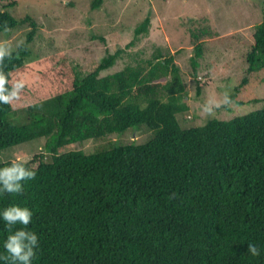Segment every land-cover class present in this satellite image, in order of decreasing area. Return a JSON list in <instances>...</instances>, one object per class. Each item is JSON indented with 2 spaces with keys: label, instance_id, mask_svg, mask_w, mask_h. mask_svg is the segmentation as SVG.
Returning <instances> with one entry per match:
<instances>
[{
  "label": "trees",
  "instance_id": "16d2710c",
  "mask_svg": "<svg viewBox=\"0 0 264 264\" xmlns=\"http://www.w3.org/2000/svg\"><path fill=\"white\" fill-rule=\"evenodd\" d=\"M104 1L92 0V9ZM13 6L0 9V36L32 28L0 65L10 80L25 67L38 31L36 20L16 17ZM148 24L149 16L137 24L136 39ZM119 25L112 30L128 29ZM134 42L107 50L85 75L64 58L62 72L74 73L73 84L52 103L19 110L0 103V167L14 158L3 157L11 148L45 141L44 151L25 161L35 179L20 194L0 191V213L14 204L33 212L28 230L38 235V247L32 264H264V99L247 92L240 102H262L260 108L185 128L178 114L188 111V83L175 55L159 47L149 59L132 58L102 75ZM201 44L197 57H204ZM247 61L232 100L264 70V20ZM131 127L144 138L129 140ZM88 140L101 144L61 152ZM9 234L0 217V264H8ZM248 244L260 255L248 253Z\"/></svg>",
  "mask_w": 264,
  "mask_h": 264
},
{
  "label": "rangeland",
  "instance_id": "374dc122",
  "mask_svg": "<svg viewBox=\"0 0 264 264\" xmlns=\"http://www.w3.org/2000/svg\"><path fill=\"white\" fill-rule=\"evenodd\" d=\"M154 1L162 3V0ZM91 2L0 0V9L6 10L13 3V15H31L38 24L36 36L29 43L31 53L26 65L14 75L15 80L25 83L20 99L13 103L15 109L39 101L48 102L72 86L74 73L62 72L66 63L64 58L75 67V72L85 75L88 69H94L95 61H101L107 55V50L114 52L118 43L126 47L132 40L135 41L133 46L126 48L122 58L111 68L103 70L102 75L121 70L132 58L133 62L149 59L159 47H162L164 55H169L172 45H182L183 49L175 57L188 83L185 97L188 111L178 114L183 127L201 126L214 118L229 119L262 106V102L259 105L254 102L244 105L240 101L247 99V92L264 99V70L258 74L257 84L250 85L238 94L237 101L233 100V111L221 107L211 117L202 112L208 98L220 99L225 90L234 93L235 87L240 84L248 67L247 55L254 44L257 25L264 20V0H168L166 4L162 3L163 11L155 8L151 11L152 0H105L97 9H92ZM147 16L150 18L148 27L153 32L149 39L137 42L133 29L112 30L120 27L121 22L133 23L131 25L135 28ZM31 28L26 26L14 33L2 34L0 44L8 49L16 48L25 41ZM193 31L199 34V38L193 35ZM92 34L103 35L105 41L93 38ZM201 42L204 57H197L194 49ZM194 61L198 66L196 75L193 72ZM197 85L202 87L201 95L197 94ZM136 133L137 128L131 127L126 137L138 142L145 136ZM115 140L118 141L119 137ZM37 143L11 148L3 157L30 161L36 153L44 151L45 141L39 139ZM97 144L101 141L88 140L81 145L74 143L61 152L96 148Z\"/></svg>",
  "mask_w": 264,
  "mask_h": 264
},
{
  "label": "clouds",
  "instance_id": "9594fccd",
  "mask_svg": "<svg viewBox=\"0 0 264 264\" xmlns=\"http://www.w3.org/2000/svg\"><path fill=\"white\" fill-rule=\"evenodd\" d=\"M5 57H11V51L6 45L0 44V65L4 63ZM10 75L0 68V103L2 104L12 105L14 101L19 100L25 87L24 81L10 80ZM232 104L230 92L225 90L221 93L220 99L208 98L202 106V112L211 117L215 115L217 109L228 108ZM35 177L36 172L27 167L25 161L13 158L6 166L0 167V191L20 194L24 190V182L34 180ZM0 217L10 233L4 242L7 252L4 259L8 264H32V258L36 255L35 249L38 247V235L28 230L33 212L28 207L14 204L5 208L0 213ZM17 224L22 227L13 231V226ZM248 253L257 257L260 255V250L256 245L248 244Z\"/></svg>",
  "mask_w": 264,
  "mask_h": 264
},
{
  "label": "crops",
  "instance_id": "0c3cea01",
  "mask_svg": "<svg viewBox=\"0 0 264 264\" xmlns=\"http://www.w3.org/2000/svg\"><path fill=\"white\" fill-rule=\"evenodd\" d=\"M168 2V0H162V3L163 4H166ZM162 3H160V2H155L154 0H152V4H151V9L153 10V8H155V9H158L159 11H163L161 8H163V5H162ZM151 10V11H152ZM111 20H112V17H109ZM122 21H123V19L122 18H120ZM126 25H124L125 27H127L129 30H131V29H135L134 27H132L133 25H131V24H133V23H128V22H124ZM136 27V26H135ZM118 32V31H117ZM153 35V32H151L150 31V27H148V30H146V31H143L140 35H139V38H138V40H137V42L139 41V40H145V39H149V37H151ZM152 42V41H151ZM161 48V50H162V47H160ZM183 49V47H182V45H180V46H177V45H172V48L170 49L171 50V54L172 55H175L176 56V54H177V52L179 53V52H181L180 50H182ZM162 52L165 54V52L162 50Z\"/></svg>",
  "mask_w": 264,
  "mask_h": 264
}]
</instances>
